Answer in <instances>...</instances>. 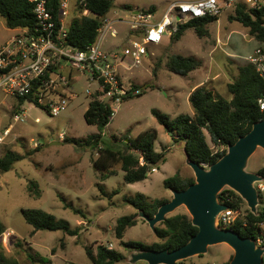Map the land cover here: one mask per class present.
<instances>
[{
    "label": "rangeland",
    "instance_id": "rangeland-1",
    "mask_svg": "<svg viewBox=\"0 0 264 264\" xmlns=\"http://www.w3.org/2000/svg\"><path fill=\"white\" fill-rule=\"evenodd\" d=\"M172 1L184 0H114L108 16L112 19H128L135 10L153 9L154 21L158 20L165 7ZM235 10L225 9L218 19L208 24L209 33L200 36L194 28L186 27L178 40L167 37L160 45L151 44L149 55L140 66L119 70L128 87L137 85L141 94L114 103L112 121L99 130L97 125L88 124L84 113L92 101L97 84L86 76H77L74 91L78 97L72 99L68 109L59 116H51L42 108H31L24 122H15L12 114L16 99L0 90V130L13 124V130L5 143L0 145V155L12 150L24 156L13 169L0 173V219L6 231L12 235L0 237V253L20 264H46L41 256L51 264H94L88 249L97 253L100 245H112L125 258L117 264H131L132 252L123 242L140 241L145 244L162 242L139 210L128 202L138 193H143L149 201L170 200L173 194L165 187V180L178 173L182 178L194 177L193 169L187 163L182 142H176L170 131L161 125L152 110L157 109L175 119L181 114H192L193 107L189 94L197 84H206L227 100L232 98L228 84L239 74V67L246 64L244 59L254 53L260 43L250 34V29L233 20ZM118 37L110 34L104 39L102 49L127 43L130 26L125 22L116 23ZM13 32L7 28L5 19L0 16V47ZM132 36V35H131ZM152 53V54H151ZM173 54L195 56L203 60V66L188 74H178L169 69L168 59ZM122 65L132 66L130 57L121 61ZM106 102L109 100L106 98ZM28 106V104H26ZM39 117L40 122H35ZM156 128L159 136L155 149L165 153V161L156 164L148 178L136 183H127L120 164L114 167L115 175L106 178L94 167L98 158L97 149L89 146L78 147L65 142L66 138L86 140L94 133L102 134L100 145L122 149L126 136L136 137L139 133ZM210 141V137L207 134ZM34 139L36 142H33ZM58 142L54 144L52 142ZM264 167V149L259 147L249 158L247 170L258 173ZM30 182L39 186L40 196L28 190ZM263 183V182H262ZM259 192L258 212L264 206V191ZM229 187H224V189ZM68 203L81 210L76 214L66 209ZM40 208L67 220L77 234L70 235L61 230L34 231L23 216V209ZM251 210L246 202L243 216ZM188 213L181 206L168 216ZM137 214L138 223L129 227L122 239L116 236L117 220L124 215ZM190 215V214H189ZM161 223L157 224L160 225ZM264 228V225H263ZM261 240L258 246H261ZM234 256V250L227 244L209 247L206 253L195 255L180 262L184 264H225ZM138 264H147L138 262Z\"/></svg>",
    "mask_w": 264,
    "mask_h": 264
},
{
    "label": "trees",
    "instance_id": "trees-1",
    "mask_svg": "<svg viewBox=\"0 0 264 264\" xmlns=\"http://www.w3.org/2000/svg\"><path fill=\"white\" fill-rule=\"evenodd\" d=\"M113 5L114 0H87V6L98 16L97 18L88 17L75 21L70 31L71 43L79 49H86L93 44L103 17L110 12ZM235 11V16L231 18L249 28L250 34L255 37L260 46L264 47V6L248 8L244 4H239ZM0 16L5 19L6 26L10 29L34 27L35 25L33 5L27 0H0ZM217 19V16L192 19L181 27L173 40H178L186 27H192L198 35L204 36L209 33L208 24ZM167 63L171 71L184 75L203 66L202 59L181 54L171 55ZM132 87L139 89L137 85ZM228 89L232 94L230 100L219 96L213 88H209L206 84L196 87L189 95L193 113L181 114L175 119H171L167 114L157 109L152 110L158 122L167 131L172 132L174 140L182 142L191 159L201 164L211 165L219 160L227 152L230 144L247 134L255 122L264 119V109L260 104V99L264 100V77L259 74L254 65L246 63L240 66L238 76L228 84ZM99 95V91L93 94V99L84 116L88 124L97 125L98 129L102 130L112 121L114 100L105 103L98 99ZM131 97L133 96H126L124 99ZM21 102L23 99H20L18 103ZM158 136L159 132L156 128L145 130L136 137L126 136V143L122 149L100 145L102 142L100 132L90 135L86 140L66 138L64 141L75 143L78 147L86 145L97 149L98 158L94 162V167L102 173L105 179L115 175L114 167L120 164L124 171L125 181L136 183L146 180L149 172L156 168V164L164 162L166 159L164 152H158L155 149ZM222 148L224 149L221 150ZM23 158L24 156L18 152L6 151L5 154L0 155V173L13 169L15 163ZM258 173L264 177V167L259 169ZM194 182V177L182 178L176 173L166 179L164 184L168 189L183 190ZM28 190L36 196H40L39 186L36 182H30ZM219 200L230 208L242 209L246 205L240 194L230 188L220 192ZM167 201L168 199L149 201L143 193H138L134 198H128L129 203L150 217H153L159 207ZM64 206L76 214L82 213L71 204L65 203ZM23 216L33 226L34 231L61 230L70 235L77 234V230L73 229L67 220L59 219L44 209H23ZM136 216L137 214L124 215L117 220L115 232L119 239L124 237L129 227L138 223ZM263 225L264 206L258 214L247 210V213L237 219L231 228L240 232L244 237L261 240V244L264 246ZM5 231L6 226L0 219V237ZM198 231L199 228L193 224L191 216L188 213H180L168 216L156 227V235L162 242L149 245L132 240L123 242V244L134 250L168 249L172 251L186 244ZM88 255L94 264H117L125 258L121 252L105 245L98 246L96 254L88 249ZM29 256L32 259L30 264H35L34 256L31 254ZM39 259L46 264H51L47 258L41 256ZM0 264H20V262L0 253ZM177 264L184 263L178 262ZM225 264H229V262Z\"/></svg>",
    "mask_w": 264,
    "mask_h": 264
},
{
    "label": "built area",
    "instance_id": "built-area-1",
    "mask_svg": "<svg viewBox=\"0 0 264 264\" xmlns=\"http://www.w3.org/2000/svg\"><path fill=\"white\" fill-rule=\"evenodd\" d=\"M27 1L33 5L34 27L10 29L13 34L0 47V90L16 99L12 117L18 123L26 120L31 108L45 109L53 117L65 112L70 101L78 97L74 83L81 75L97 84L95 90L87 89V92L95 94L99 91L98 99L102 102L106 103L107 98L114 100V105L126 96L138 95L141 90L126 85L119 66L126 69L140 66L149 55L151 44H162L192 19L218 17L227 8L236 10L239 4L248 8L264 6V0H184L170 2L156 21V12L152 9H137L126 20L112 19L107 14L98 28L95 42L86 49H79L70 40L73 23L98 16L87 6V0ZM120 22L130 26L127 43L103 50L107 34L118 37L119 32L114 25ZM127 57L132 60V66L122 65L121 61ZM244 59L264 77V47L256 48ZM20 99L23 102L18 103ZM260 104L264 109L263 99H260ZM40 119L37 117L35 122H40ZM12 130L13 124L0 130V145L5 143ZM258 188L264 191V183L260 182ZM240 217H243L241 208L228 207L220 213L219 224L222 228H231ZM12 233L8 230L4 235L7 238Z\"/></svg>",
    "mask_w": 264,
    "mask_h": 264
},
{
    "label": "water",
    "instance_id": "water-1",
    "mask_svg": "<svg viewBox=\"0 0 264 264\" xmlns=\"http://www.w3.org/2000/svg\"><path fill=\"white\" fill-rule=\"evenodd\" d=\"M259 147L264 149V119L255 122L247 134L230 144L227 152L208 168L192 160L184 149L187 163L194 171L195 182L183 190L170 189L173 197L163 203L153 217L142 211H139V216L147 220L156 233L157 224L166 220L179 207L185 206L199 231L177 249L136 250L128 261L131 264H177L189 257L206 253L212 245L224 243L234 250L229 264H263V245L258 246L256 239L244 237L240 232L222 228L219 224L220 213L228 209L219 200V194L226 186L240 194L248 203L250 211L258 214L259 192L255 183L264 182V177L259 173L249 172L247 165L249 158Z\"/></svg>",
    "mask_w": 264,
    "mask_h": 264
},
{
    "label": "crops",
    "instance_id": "crops-1",
    "mask_svg": "<svg viewBox=\"0 0 264 264\" xmlns=\"http://www.w3.org/2000/svg\"><path fill=\"white\" fill-rule=\"evenodd\" d=\"M8 28V27H7ZM8 29H10V28H8ZM258 48V47H257ZM200 85H203V84H197L194 88H193V90L196 88V87H198V86H200ZM192 90V91H193ZM191 93V92H190ZM190 95V94H189ZM16 103H17V101H16ZM14 107H15V105H14ZM140 263V262H139ZM146 263V262H145ZM138 264V263H137Z\"/></svg>",
    "mask_w": 264,
    "mask_h": 264
}]
</instances>
